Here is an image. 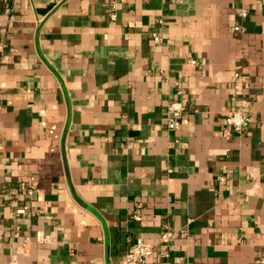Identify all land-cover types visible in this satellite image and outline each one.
I'll return each mask as SVG.
<instances>
[{
    "label": "crops",
    "instance_id": "1",
    "mask_svg": "<svg viewBox=\"0 0 264 264\" xmlns=\"http://www.w3.org/2000/svg\"><path fill=\"white\" fill-rule=\"evenodd\" d=\"M0 198V264H264V0H0Z\"/></svg>",
    "mask_w": 264,
    "mask_h": 264
},
{
    "label": "built area",
    "instance_id": "2",
    "mask_svg": "<svg viewBox=\"0 0 264 264\" xmlns=\"http://www.w3.org/2000/svg\"><path fill=\"white\" fill-rule=\"evenodd\" d=\"M241 16L246 15L245 10L240 11ZM236 29H239L236 27ZM152 40L157 43L160 38L157 34L153 33L151 35ZM189 63L195 64V60H190ZM185 112V105L181 100H173L166 105V128L167 130L173 131L179 128L180 118ZM249 116L238 109H229L225 112L224 120L226 126L235 132H240L243 126L249 121ZM1 202V198H0ZM22 212V210H19ZM136 219L138 217L136 216ZM176 234L185 236L187 231L185 228H180L177 230H171L165 228L159 237V243H166L169 239L173 238ZM154 249V245L145 242L142 238H136L133 240L125 255L122 258L121 264H146L147 259L151 255ZM15 264V263H12Z\"/></svg>",
    "mask_w": 264,
    "mask_h": 264
}]
</instances>
